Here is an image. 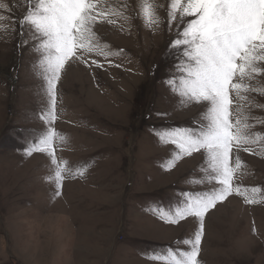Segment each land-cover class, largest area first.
Returning a JSON list of instances; mask_svg holds the SVG:
<instances>
[{
  "label": "rangeland",
  "instance_id": "1",
  "mask_svg": "<svg viewBox=\"0 0 264 264\" xmlns=\"http://www.w3.org/2000/svg\"><path fill=\"white\" fill-rule=\"evenodd\" d=\"M150 2L160 18L151 28L140 15L142 0H98L101 10L127 19L109 16L94 26L107 57L88 53L65 65L49 124L40 118L52 108L34 42L18 47L30 5L0 0V264H160L146 254L198 229L193 217L171 224L153 211L174 210L184 193L213 185L201 152L165 167L175 145L157 132L194 126L203 106H183L165 83L178 75L169 45L184 25L177 16L169 28V0ZM248 83L257 91L244 93L241 115L255 125L251 133L264 134V75ZM49 128L59 134L57 163L71 170L59 195L49 155L28 154ZM248 147L234 150L243 166L233 184L259 188L258 202L233 193L206 213L200 264H264V138ZM79 168L84 174L73 175Z\"/></svg>",
  "mask_w": 264,
  "mask_h": 264
},
{
  "label": "snow or ice",
  "instance_id": "2",
  "mask_svg": "<svg viewBox=\"0 0 264 264\" xmlns=\"http://www.w3.org/2000/svg\"><path fill=\"white\" fill-rule=\"evenodd\" d=\"M28 3L30 7L19 21L18 47L34 42L32 48L39 56L35 67L41 72L52 108L47 114L41 113L40 118L51 124L55 119L56 85L65 65L88 53L107 57L110 53L104 51L107 46L99 43L94 26L109 16L127 17L114 9L101 10L98 0H35L34 3L28 0ZM4 7L0 4V8ZM140 15L146 27L160 23L150 0H142ZM177 16L184 27H178L169 49L174 50L173 70L178 75H170L165 83L183 106L201 104L203 109L194 126L167 129L157 135L162 143L175 145L174 157L165 166L168 169L184 156L195 152L206 154L210 170L207 178L213 186L196 195L184 193L186 199L174 210L153 209L165 223L177 224L193 217L199 227L176 246L146 255L160 264H200L206 213L233 193L243 196L246 203H257L261 191L242 189L233 184V178L243 166L235 153L251 152L248 146L259 144L264 138L262 133H251L249 129L255 125L241 115V102L247 100L244 93L257 91L248 82L264 75V0H169V28ZM187 17L191 19L185 20ZM3 19L0 16V21ZM108 23L114 21L108 19ZM58 135L49 128L28 149L29 155L38 151L51 158L57 195L64 174L71 172L57 163L53 142ZM84 171L85 168H79L72 174L82 176Z\"/></svg>",
  "mask_w": 264,
  "mask_h": 264
}]
</instances>
